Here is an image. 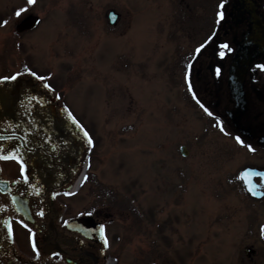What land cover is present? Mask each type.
<instances>
[{
  "label": "rangeland",
  "instance_id": "1",
  "mask_svg": "<svg viewBox=\"0 0 264 264\" xmlns=\"http://www.w3.org/2000/svg\"><path fill=\"white\" fill-rule=\"evenodd\" d=\"M27 1L0 0V71L27 53L40 71L55 67L94 133L90 180L116 219L117 264H264V198H251L239 178L264 154L235 145L212 107L194 100L201 66L190 69L188 54L207 35L215 10L206 3L216 1L182 0L192 18L181 30V0H38L22 9ZM110 8L122 16L116 28L107 25ZM30 10L46 17L42 30L10 46ZM52 24L50 48L35 35Z\"/></svg>",
  "mask_w": 264,
  "mask_h": 264
},
{
  "label": "flooded vegetation",
  "instance_id": "2",
  "mask_svg": "<svg viewBox=\"0 0 264 264\" xmlns=\"http://www.w3.org/2000/svg\"><path fill=\"white\" fill-rule=\"evenodd\" d=\"M215 1L217 7H214L211 1L206 3L211 11L215 10L209 18L207 35L202 40L200 38L201 41H197L188 54L189 68L200 65V69L204 70H196L197 77H193L196 80L194 91L200 94V97L198 94L194 96L199 106H203V103L212 107L215 111L212 113V119L227 127L235 145L248 150L250 145L254 149L250 151L264 154V71L256 69L257 64H264V55L253 56L254 59L247 68L242 83L244 106L238 107L239 112L229 86L230 66L240 43L250 30L252 14L259 18L264 27V0H219V5L225 3L224 9L219 7L218 0ZM26 3L28 1L21 6L22 9ZM180 7L178 30L183 29L184 24L181 22L184 19L192 18L189 7L183 4L182 0ZM221 10L225 11L223 21H220L217 15ZM111 11L117 12L114 8L106 12L107 25L116 28L122 16L118 12L117 21L111 24ZM29 16L38 17L37 25L19 31L18 26ZM45 18L31 10L23 14L13 25L14 32L9 35V45H16L17 48L23 46L24 37L42 30L40 28ZM0 20H3V17H0ZM47 28H50L47 35L42 38L37 34L35 36L40 40L45 39L51 48L55 43L57 30L53 24ZM224 43L229 44L232 51L221 57L220 52L225 51L221 48ZM198 48L201 49L200 52L196 51ZM256 49L255 45H249V54L254 55ZM27 54L25 58H17L20 59L18 66L7 63L0 71V78L20 73L16 81L0 85V134L12 135L17 123L22 129H32L36 133L31 138L34 150L27 161L32 166L30 171L33 173L30 184L16 183L22 179L17 162L0 161V180L6 183V190H0V264H105L109 257L117 256L111 248L120 240L121 235L111 231V225L116 222L114 214L102 204V194L98 193V190L95 195V189L101 187L99 183H95L93 189L92 179L90 180L94 175L91 170V156L95 152V144L87 147L86 141L81 142L83 134L67 118L65 109L76 117L93 140L94 133L74 110L67 92L63 89V83L57 81L55 67L50 66L51 70L40 71L35 63L29 62L33 57ZM217 68L220 69L219 76L216 75ZM45 83L51 86L52 91L43 87ZM32 95H38L48 103L37 105L31 113H27L25 108L20 107V102L24 96ZM28 108L31 109V105H28ZM9 122L13 124V128H9ZM37 125L39 132L36 131ZM47 136L52 138L50 143L44 140ZM236 137H240L244 144H240ZM4 143L9 146V142ZM85 167V176L88 179L79 185L77 179ZM245 167L264 170V164ZM241 170L239 178L243 186ZM252 180L256 186L262 183L260 176H255ZM38 191L39 195L36 194ZM57 192L60 195L52 199ZM248 195L255 200H262L249 193ZM40 211L45 215L40 216ZM89 211L93 212V215H87ZM83 218H93L94 223H76L75 220ZM64 221L68 223L65 224ZM101 224L106 226L108 245L103 244V235L99 231ZM32 233H35V237ZM33 240L39 255L32 247Z\"/></svg>",
  "mask_w": 264,
  "mask_h": 264
},
{
  "label": "snow or ice",
  "instance_id": "3",
  "mask_svg": "<svg viewBox=\"0 0 264 264\" xmlns=\"http://www.w3.org/2000/svg\"><path fill=\"white\" fill-rule=\"evenodd\" d=\"M37 2V0H28L29 4H35ZM219 7L221 9L225 8V3H221L219 5ZM16 15H20L19 12L16 13ZM219 20L223 21L225 19V11L221 10L217 13ZM203 47V45L201 46ZM221 48L225 51H221L220 55L221 57H223L226 53H230L232 51V49L230 48L229 44L224 43L221 45ZM197 52H200L201 49L198 48L196 49ZM256 69H259L261 71H264V64H257L256 65ZM20 75V73H17L16 75H12V76H5L0 78V85H5L6 82L8 81H16L18 76ZM31 75L35 76V73H31ZM216 75L219 76L220 75V69L217 68L216 69ZM38 79L43 80V77H38ZM43 87L49 91H52L51 86L47 83H45L43 85ZM57 99H59V97H57ZM45 103H48L46 101L43 100L42 97L38 96V95H32V96H24L21 99L20 102V107L25 108V111L27 113H31V111L37 106H43ZM28 105H31V109L28 108ZM203 107V106H202ZM205 111H208L207 109H205ZM65 112H67V118L69 120H71L73 126L75 128H78L79 131L83 134V140L81 141L82 143L84 141H86L87 147H92L93 146V139L92 136L90 135V133L84 128V126L76 119V117L67 109H65ZM208 115H212L211 112H208ZM9 128H13V124L11 122H9ZM223 127H221V131H223ZM36 131L39 132V125L36 126ZM36 133H34L32 131V129H28V130H24L21 128V125L19 123L15 124V127L13 128V133L12 135L9 136H5L0 134V161H15L19 164L20 166V175L22 177L21 180H17L16 183L17 184H24V185H28L31 182V179L33 178V173L30 171L31 167L28 164V158L29 155L33 152V145L31 144V138L33 137V135H35ZM51 137L47 136L44 138V140L46 142H51ZM236 140L240 143V144H244V141L240 139V137H236ZM5 141L9 142V146L5 145ZM12 141H15V143H12ZM65 143H67V141H65ZM249 150L254 151V149L251 148L250 145H248ZM258 175H264V174H258ZM83 179L85 181H87L88 177L85 176L83 177ZM249 192L252 193V195H264V193H257L253 188H249L248 189ZM37 195H39V191L36 193ZM72 193H65V195H70ZM60 195V193H55L52 196V199H55L56 196ZM16 201L13 200V203H15ZM84 213H81V215H83ZM40 216H44L45 213L43 211L39 212ZM87 215L91 216L93 215V212L89 211L87 213ZM65 224H67V221H64ZM25 227H27V225L25 224ZM31 231V230H29ZM99 231L100 233L103 235V244L104 245H108L109 244V240L106 234V226L104 224H101L99 226ZM33 237H35V233H32ZM32 247L33 249L36 250L37 255H39V250L36 246L35 240H33L32 243Z\"/></svg>",
  "mask_w": 264,
  "mask_h": 264
},
{
  "label": "water",
  "instance_id": "4",
  "mask_svg": "<svg viewBox=\"0 0 264 264\" xmlns=\"http://www.w3.org/2000/svg\"><path fill=\"white\" fill-rule=\"evenodd\" d=\"M37 21L38 19L36 16H29L18 26V30L21 31L26 28L34 27ZM249 45H255L257 47L254 55L249 54ZM256 55H264V27L261 25L259 18L255 14H252L250 30L245 39L240 43L230 66V74L232 75L231 81L234 84L231 86L232 94L237 100L242 98L243 93L241 86L245 77V73ZM236 83L241 85V90L239 89L238 85H236ZM237 107H239V105ZM237 111L239 112V108H237ZM180 150L184 156L189 154V150L186 146H181ZM3 185L4 184L0 182V189L3 188ZM253 252L255 251H253L251 248L246 249L248 256H250Z\"/></svg>",
  "mask_w": 264,
  "mask_h": 264
},
{
  "label": "bare ground",
  "instance_id": "5",
  "mask_svg": "<svg viewBox=\"0 0 264 264\" xmlns=\"http://www.w3.org/2000/svg\"><path fill=\"white\" fill-rule=\"evenodd\" d=\"M108 264H114V260H110Z\"/></svg>",
  "mask_w": 264,
  "mask_h": 264
}]
</instances>
